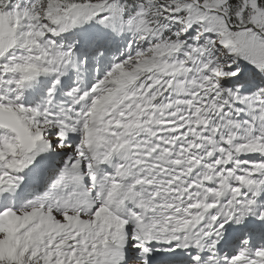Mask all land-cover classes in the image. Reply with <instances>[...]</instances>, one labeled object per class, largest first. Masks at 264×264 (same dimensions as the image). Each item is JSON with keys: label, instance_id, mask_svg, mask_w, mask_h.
I'll return each mask as SVG.
<instances>
[{"label": "snow or ice", "instance_id": "6c2138e0", "mask_svg": "<svg viewBox=\"0 0 264 264\" xmlns=\"http://www.w3.org/2000/svg\"><path fill=\"white\" fill-rule=\"evenodd\" d=\"M0 264H264V0H0Z\"/></svg>", "mask_w": 264, "mask_h": 264}]
</instances>
